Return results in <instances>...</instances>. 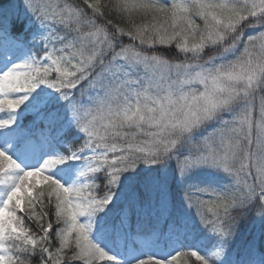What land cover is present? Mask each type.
<instances>
[{"label": "snow or ice", "instance_id": "1", "mask_svg": "<svg viewBox=\"0 0 264 264\" xmlns=\"http://www.w3.org/2000/svg\"><path fill=\"white\" fill-rule=\"evenodd\" d=\"M0 64V264H264V0H4Z\"/></svg>", "mask_w": 264, "mask_h": 264}, {"label": "trees", "instance_id": "2", "mask_svg": "<svg viewBox=\"0 0 264 264\" xmlns=\"http://www.w3.org/2000/svg\"><path fill=\"white\" fill-rule=\"evenodd\" d=\"M0 3H4V0H0ZM222 177H223L222 173H216L215 179H213L212 177H207V176H196V177H193V180L194 182L211 184L212 186H220V184L222 183ZM104 264H107V262H104ZM178 264H199V262L195 260V257H192L189 255L187 257L185 256L178 257Z\"/></svg>", "mask_w": 264, "mask_h": 264}]
</instances>
